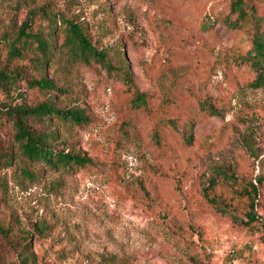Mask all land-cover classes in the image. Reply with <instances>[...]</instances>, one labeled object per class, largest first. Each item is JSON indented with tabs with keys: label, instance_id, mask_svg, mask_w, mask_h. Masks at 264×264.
<instances>
[{
	"label": "rangeland",
	"instance_id": "obj_1",
	"mask_svg": "<svg viewBox=\"0 0 264 264\" xmlns=\"http://www.w3.org/2000/svg\"><path fill=\"white\" fill-rule=\"evenodd\" d=\"M231 1L0 0V69L24 73L16 89L0 90V105L56 95L27 87L40 75L31 51L23 59L9 52L25 20L28 30L46 32L50 16L85 25L118 63L125 54L147 101L135 106L120 77L99 63L73 62L59 33L47 73L67 89L58 105L75 103L89 115L84 125H67L65 139L93 164L54 172L27 163L40 175L35 182L20 176L19 159L0 165V264L21 263L30 232V264H264V85L254 86L257 71L238 59L252 48L251 23L235 30L222 21ZM252 1L264 17V0ZM204 100L221 114L202 111ZM189 121L194 139L186 144ZM0 124V151L14 150L11 121ZM213 175L214 193H206ZM251 183L260 195L250 227L234 224L207 196L246 211L240 193Z\"/></svg>",
	"mask_w": 264,
	"mask_h": 264
},
{
	"label": "trees",
	"instance_id": "obj_2",
	"mask_svg": "<svg viewBox=\"0 0 264 264\" xmlns=\"http://www.w3.org/2000/svg\"><path fill=\"white\" fill-rule=\"evenodd\" d=\"M215 21L212 23L207 21L205 26L214 25ZM222 21L235 30H242L248 23H251L248 32L251 36L252 48L238 59L257 71L258 76L253 83L254 86L264 85V31L262 30L264 17L259 13V5L252 0H232L229 4V13L222 18ZM49 24L48 31L36 33L28 30L30 24L28 19L25 20L19 29L17 40L15 43H11L9 52L13 58L23 59L26 56V51H31L36 59V68L40 75L26 79L27 87L38 88L49 93L55 91L56 95L51 94L45 101L36 105L23 103L0 105V119L5 118L11 121V139L14 144V150L0 151V165L10 167L15 159L23 161L24 165L21 167L20 176L28 178L31 182L38 180L40 175L37 169H29L27 163L39 164L44 169L54 172L73 171L93 164V160L85 154L68 149L65 139V136L70 132V127L67 125H84L89 121V115L85 112V108L75 103L60 107L57 100L60 95L67 92V89L58 86L47 73L49 62L56 55L59 33L64 36L60 48H68L69 58L73 62L90 63L94 61L99 63L109 73H115L120 77L132 92L135 106H147L146 95L138 90L125 54L119 55L120 62L118 63L117 54L107 47L100 49L96 46L89 37L85 25L76 19L61 18L58 21L56 16H50ZM22 80H24V73L20 68L16 67L11 71L0 69V90L9 93L16 89ZM201 110L209 114H221L208 100L201 102ZM176 121L175 118L167 117L164 123L178 130ZM185 125L187 129L182 135L183 141L186 144H191L194 139V122L189 121ZM1 128L0 124V130ZM153 139L156 143L161 142V132L158 128L154 130ZM221 174L226 180H233L235 176L226 171ZM214 179L213 175L205 186L206 193H214ZM240 194L248 199L246 211L241 210L238 205L228 201L222 195L207 196L211 205L221 214L231 218L234 224L239 227H250L258 221L255 206L260 195V188L251 183ZM43 229V226L35 224V231L38 233L43 232ZM32 237V232L24 237V248L18 251L21 257L20 264H30L34 260L33 253L27 252L30 250Z\"/></svg>",
	"mask_w": 264,
	"mask_h": 264
}]
</instances>
